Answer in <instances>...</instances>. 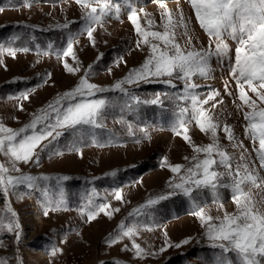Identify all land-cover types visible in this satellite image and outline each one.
<instances>
[{"label": "rangeland", "instance_id": "obj_1", "mask_svg": "<svg viewBox=\"0 0 264 264\" xmlns=\"http://www.w3.org/2000/svg\"><path fill=\"white\" fill-rule=\"evenodd\" d=\"M28 3L30 7L25 6ZM120 3L127 9L131 6L137 10L145 30L163 31L159 0H130V3L120 0ZM165 3L174 19L182 13L187 23L188 36L183 35V28H178V38L187 43L190 37L196 48H207L209 42L205 38L208 34L200 24L197 27L191 23L190 15L194 10L189 0H165ZM127 9L121 7L119 14H110L102 25H95L93 46L83 31L82 17L89 9L77 0H0V48L29 49L17 51L15 58L7 55L6 50L0 54V123L12 129L28 124L34 114L57 96L75 88L89 65H94L89 82L104 88L142 65L150 48L143 43L137 48L140 38L133 37L132 29L135 28L128 19ZM148 21L153 23L150 25ZM65 23L68 28L57 27ZM73 34H78L73 44L75 57L61 58L58 53L66 48L68 37ZM226 43L229 56L219 60L213 57L208 77L197 75L199 81L193 77L192 82L199 85L196 92L201 98L212 90L220 93L216 101H210L204 107L220 125L217 129L219 143L232 157L233 168L247 163L264 178V168L260 167L254 151L259 144L254 145L245 133L244 112L250 109L238 107L242 102L230 75L237 42L227 39ZM65 61L79 71L68 72L63 66ZM164 79L167 78H160V81L150 78V82L125 86L142 101L159 96L163 106L141 103L130 109L124 103L127 97L118 91L97 93L89 99L106 97L113 103L105 110L104 126L94 129V135L81 138L65 132L48 151L40 153L38 165L16 162L20 173L50 179L40 180V189L21 186L7 195L0 192V218L11 219L8 213L11 207L17 213L21 232L17 242L14 232L0 229V260H5L6 264H218L222 258L221 250L212 247L213 242L205 235L206 226L192 214L193 205L183 195L160 201L144 214L130 215L150 197L170 192V181H178L177 174L162 166L164 158L170 164L190 166L194 163L192 157L197 155L193 145L212 143L211 133L201 132L195 121L188 125L191 142L175 134L173 113L178 106L190 107V101L176 99L183 95L184 89L179 80L173 81L176 87L172 88L162 82ZM206 80L209 81L206 83ZM226 82L232 95L225 91ZM25 90H30L26 100L21 96ZM246 91L249 97L257 100L258 107L264 106L255 93L247 87ZM213 103H216L215 108H212ZM128 125L132 126L134 136L127 134ZM225 125L233 129L234 142L226 138L222 130ZM141 129H146L147 137ZM199 156L203 158L204 154ZM0 164L12 168L13 160L0 153ZM113 171L117 173L115 177L107 175ZM219 171L225 169L219 168ZM20 173L12 171L10 174ZM62 176L70 179H57ZM225 181L228 182L227 177ZM258 183L259 187L249 184L246 191L255 200L264 202V182ZM43 189H47V194ZM117 190L121 191L122 200L115 199ZM219 191L223 207L213 202L209 190H204L201 198L202 202L206 201L203 204L206 214L213 218L237 211L230 188ZM89 200L92 207L108 203L107 215L101 212L89 222L83 214ZM57 204L60 205L58 208ZM45 207L56 210H50L49 215L44 216ZM122 222L125 227L134 226L136 234L107 243L110 236L119 234ZM186 239L189 243L175 247ZM133 241L144 250L140 257L132 247ZM166 242L172 246L160 253L159 249ZM53 247L62 251L53 256ZM29 251L30 256L26 255ZM228 258L234 259L233 254L229 253Z\"/></svg>", "mask_w": 264, "mask_h": 264}, {"label": "snow or ice", "instance_id": "obj_2", "mask_svg": "<svg viewBox=\"0 0 264 264\" xmlns=\"http://www.w3.org/2000/svg\"><path fill=\"white\" fill-rule=\"evenodd\" d=\"M77 2L89 9L82 17L83 31L87 33L88 39L93 42L94 46L95 25H102L104 19L110 14H119L122 7L120 0H77ZM189 2L201 28L209 36L207 48H196L191 44L190 37L186 45L181 46L176 37V30L183 28V35L188 36L187 23L182 13L178 19H174L172 12L166 8L165 0H159V6L162 9L163 31L145 30L139 22L137 10L129 7L128 19L134 25L140 38L137 41V48L141 43L150 48V54L142 65L133 68L123 79L117 80L109 88L99 87L89 82V76L94 67V65H89L75 88L57 96L38 114H34L28 124L19 129H12L0 123V153L10 156L13 160L12 168L0 164V192L7 195L10 191L21 186L28 189H40L39 181L48 180L50 177L20 173V169L15 166L16 162H34L38 165L40 153L48 151L50 146L57 142L65 132L83 138L94 135V129L104 126L105 110L113 101L106 97L89 99L90 97H95L97 93L118 91L122 96L127 97L124 103L130 109L141 103L163 106V101L159 96L142 101L125 86L138 84L141 81L150 82V78L157 81H160V78H167L162 82L175 88L176 85L173 81L181 80L184 82L183 95L176 99L190 101V107L178 106V110L174 111L172 130L177 136H182L186 142H191L188 125L195 121L201 132L211 133L212 143L204 146L193 145L197 155L192 157L194 163H190V166L170 164L167 158H164L162 166L168 167L172 173L177 174L178 181H170V192L150 197L145 204L134 209L130 215L144 214L146 209L157 205L160 201L174 195H183L193 205L192 214L200 219L202 226H206L205 235L213 242L212 247L221 250L222 258L218 264H264V202L255 200L250 192L246 191L249 184L259 187L258 181L264 182V178L259 177L247 163L238 164L233 168L232 157L219 143L217 129L220 125L209 115V109L204 107L210 101H216V97L220 93L217 90H212L205 98H201L196 92L199 85L192 82L196 75L202 78L208 77L210 60L213 57L224 59L229 56L230 49L226 43L227 39L237 42L230 75L236 82L238 99L242 102V105L238 107L247 106L250 109V111L244 112V119L247 121L245 133L254 145L258 142L259 147H254V151L260 162V167L264 168V106L258 107L257 100L249 97L246 91L247 87L255 93L261 104H264V0H189ZM25 6L30 7L31 5L28 3ZM148 23L151 25L153 22L148 21ZM68 26V23H65L57 27L68 28ZM75 35L78 34L68 37L66 48L62 53H58L61 58L75 57L73 50ZM5 50L7 55L15 58L17 51H28L29 49L0 48V54H3ZM102 55L98 56L97 60ZM63 66L70 73L79 71L78 68L71 67L66 61ZM48 75L50 76V74ZM29 91L25 90L21 93L23 99L29 98ZM225 91L228 95H232L227 82ZM218 102L222 103V101ZM215 107L216 103H213L212 108ZM222 130L230 142L235 141L236 138L230 126L225 125ZM141 131L147 137L146 129H141ZM127 134L130 137L135 135L131 125H128ZM44 141L47 143H42ZM200 153L204 154L203 158H200ZM219 168H224L225 171L221 172ZM12 171L20 174L12 175L10 174ZM107 175L115 177L117 173L113 171ZM225 177L228 178V182L225 181ZM57 179L66 181L70 177L62 176ZM220 188H230L231 199L236 204L237 211L231 214L225 212L222 218H213L206 214L203 206L206 201L202 202L201 198L203 191L209 190L213 202L223 207ZM43 191L47 194V189H43ZM115 199L122 200L120 190L115 192ZM59 206L57 204L56 207ZM109 207L108 203L92 207V201L89 200L88 207L83 214H86L87 220L91 222L101 212L107 215L106 209ZM50 210H56V208L45 207L43 215L48 216ZM8 213H10L11 219L5 221L4 218H0V229L9 233L14 232L16 241L19 242L21 232L19 231L20 223L17 213L11 207L8 208ZM135 234L134 226L125 227L122 222L119 234L114 237L110 236L106 242L112 244L122 237L131 238ZM187 243L189 240L186 239L180 244H176L175 247H181ZM171 246L166 242L159 252L163 253ZM132 247L135 249L137 257H140L144 252L141 246L134 241ZM61 251L56 247L51 249L53 256ZM229 253L233 254L234 259L228 258ZM150 255H156V253H150ZM0 264H6V261L0 260Z\"/></svg>", "mask_w": 264, "mask_h": 264}, {"label": "bare ground", "instance_id": "obj_3", "mask_svg": "<svg viewBox=\"0 0 264 264\" xmlns=\"http://www.w3.org/2000/svg\"><path fill=\"white\" fill-rule=\"evenodd\" d=\"M26 252H27V251H26ZM30 254H31V253H30V251H29L26 255L30 256ZM41 259H42V258H41Z\"/></svg>", "mask_w": 264, "mask_h": 264}]
</instances>
